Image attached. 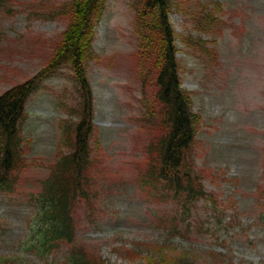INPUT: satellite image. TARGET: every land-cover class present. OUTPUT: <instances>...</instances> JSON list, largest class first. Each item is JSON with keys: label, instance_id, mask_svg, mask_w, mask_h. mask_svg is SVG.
Wrapping results in <instances>:
<instances>
[{"label": "rangeland", "instance_id": "1", "mask_svg": "<svg viewBox=\"0 0 264 264\" xmlns=\"http://www.w3.org/2000/svg\"><path fill=\"white\" fill-rule=\"evenodd\" d=\"M18 1L20 7L0 12V92L46 64L65 26L49 14L61 0ZM174 1L169 16L181 85L199 114L191 153L210 196L179 210L140 179L148 131L134 7L131 0H107L86 73L94 98L91 140L101 162L100 211L81 214L76 240L114 264H139L162 244L185 250L184 264H213L209 250L223 254L222 264H264V0ZM202 5L212 11L210 22L191 13ZM78 86L65 64L26 101L22 137L30 167L20 171L14 191L0 193V256L20 254L24 264L62 259L63 248L43 255L30 245L31 194L59 149H67V131L80 116Z\"/></svg>", "mask_w": 264, "mask_h": 264}, {"label": "trees", "instance_id": "2", "mask_svg": "<svg viewBox=\"0 0 264 264\" xmlns=\"http://www.w3.org/2000/svg\"><path fill=\"white\" fill-rule=\"evenodd\" d=\"M131 1L137 34L136 55L140 60L137 77L140 94L145 99L141 98L148 131L140 179L159 188L162 195H168L176 209L189 210L192 203L210 194L204 188L202 175L195 169L191 153L199 114L193 109L191 93L181 85L177 34L169 16L177 3L174 0ZM106 2L61 0L56 3L49 14L60 16L65 26L53 45L52 56L32 76L0 92V193H11L18 186L20 171L30 167L22 137L29 95L44 77L65 64L71 68L79 85L80 116L67 131V149H59L46 167L47 174L38 180L37 190L31 194L36 204V226L30 245L43 255L63 248L58 264H114L76 240L81 214L93 215L100 211L97 174L101 171L98 168L101 162L91 140L95 130L94 98L86 73L94 59L92 42ZM10 4L21 6L18 0H0V12L10 11ZM211 12L208 5L191 11L193 16L199 14V18L209 22ZM260 216L264 222V210ZM172 229L179 232L177 224ZM167 247L171 254L165 251ZM174 251L167 244L153 245V251L143 255L139 264H184L187 252ZM206 256L213 264H222L224 258L216 250H209ZM0 264L24 262L21 255L16 254L0 256Z\"/></svg>", "mask_w": 264, "mask_h": 264}]
</instances>
